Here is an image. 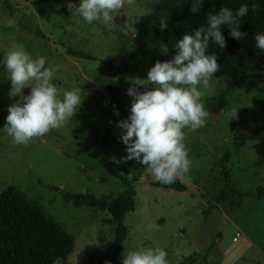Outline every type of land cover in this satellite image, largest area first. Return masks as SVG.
I'll list each match as a JSON object with an SVG mask.
<instances>
[{
	"label": "rangeland",
	"instance_id": "1",
	"mask_svg": "<svg viewBox=\"0 0 264 264\" xmlns=\"http://www.w3.org/2000/svg\"><path fill=\"white\" fill-rule=\"evenodd\" d=\"M79 2L0 0V191L15 185L38 198L44 212L74 236L71 253L53 264H96L115 227L109 212L65 203L60 189L116 197L124 188L121 171L138 178L135 209L124 218L128 233L118 257L121 264L124 252L156 246L167 251L169 264H264V198L256 197L257 187L264 188V71L255 70L243 80L250 88L231 92L212 77L203 98L210 114L206 125L196 132L185 130L192 165L179 178L187 189L154 186L145 167L135 160L116 164L113 157L127 154L116 138L121 132L117 122L130 115V78L144 79L157 60L171 59L161 40L135 28L156 3L135 0L109 31L99 22H84L76 12ZM14 45H23L33 58H46V66L56 70L52 82L61 95L80 89L84 98L65 127L27 147L13 145L3 130L8 107L17 99L8 95L11 82L2 65ZM121 46L133 67L118 81L121 109L116 115L108 85L119 77ZM30 91L25 88L24 95ZM234 109L237 117L230 119ZM224 171L232 191L216 202L227 184Z\"/></svg>",
	"mask_w": 264,
	"mask_h": 264
},
{
	"label": "clouds",
	"instance_id": "2",
	"mask_svg": "<svg viewBox=\"0 0 264 264\" xmlns=\"http://www.w3.org/2000/svg\"><path fill=\"white\" fill-rule=\"evenodd\" d=\"M159 0H153V3ZM205 0H192L190 11L198 12ZM135 0H80L76 12L88 24L99 22L107 30L114 29L116 16L134 6ZM249 5L243 4L235 12L223 7L207 15L206 25L188 33L177 41L175 55L165 61L157 60L144 79L130 78L132 86L127 94L133 97L129 117L117 122L120 139L126 146V155L116 159V164L135 160L145 167L162 184H172L186 176L192 161L185 141L188 132H196L206 125L209 112L204 104L206 90L212 77L220 70L217 56L208 54L210 43L221 49L226 40L221 29H230L229 35L237 40L247 33L240 30ZM251 11L257 12L253 3ZM168 27L161 19L160 29ZM256 46L264 51V33L254 36ZM167 53L166 45H161ZM4 73L11 82L8 95L15 99L8 107L3 130L13 145L29 146L53 130L65 127L78 113L82 101L80 89L64 91L61 95L52 82L55 69L46 66V58H33L23 45H14L3 59ZM152 87L140 92V86ZM30 87L28 95L23 90ZM115 114L119 115L118 110ZM237 117V109L230 119ZM111 123V121H109ZM120 176L131 181L132 172ZM149 225L148 228H154ZM167 251L159 246L128 250L122 254V264H169Z\"/></svg>",
	"mask_w": 264,
	"mask_h": 264
},
{
	"label": "trees",
	"instance_id": "3",
	"mask_svg": "<svg viewBox=\"0 0 264 264\" xmlns=\"http://www.w3.org/2000/svg\"><path fill=\"white\" fill-rule=\"evenodd\" d=\"M253 3L258 5L257 12L251 11ZM243 4L249 5L250 9L240 27L247 35L240 40L234 39L229 35L230 29L224 27L221 31L226 40V47L221 49L218 45L210 43L207 52L217 56L221 67L213 77L226 83V92H231L236 87L250 88L249 85L242 84L243 80L255 70L264 71V51L256 46L254 38L255 34L264 33V0H205L200 10L195 13L190 11L192 0H159L153 11L139 17L135 28L138 32L153 34L161 40L172 58L176 52L177 41L185 34L194 33L201 25H206L207 15L214 14L223 7L235 12ZM161 19L166 20L168 25L163 31L160 29ZM69 53L78 54L71 49ZM118 59L122 64L119 77L112 81L108 88L112 92L116 109L120 111L118 81L133 67V63L125 56L123 46L119 47ZM120 135L116 141L126 150ZM224 175L227 184L225 189L215 196L216 202L226 198L232 191L227 171H224ZM122 182L124 188L116 197L96 196L89 191L60 189L65 203L97 208L111 215L115 225L114 235L96 264H121L118 257L128 233L124 218L127 212L135 209L134 196L138 178L133 177L131 181L122 178ZM152 184L176 191L187 189V185L180 178L172 184H162L156 180ZM256 197L264 198L262 186L257 187ZM73 247L74 236L59 221L44 212L38 198L28 197L15 185H8L0 191V264H53L57 259L69 255ZM190 257H186L184 262Z\"/></svg>",
	"mask_w": 264,
	"mask_h": 264
},
{
	"label": "water",
	"instance_id": "4",
	"mask_svg": "<svg viewBox=\"0 0 264 264\" xmlns=\"http://www.w3.org/2000/svg\"><path fill=\"white\" fill-rule=\"evenodd\" d=\"M55 189L57 190V189H59V187H55Z\"/></svg>",
	"mask_w": 264,
	"mask_h": 264
},
{
	"label": "built area",
	"instance_id": "5",
	"mask_svg": "<svg viewBox=\"0 0 264 264\" xmlns=\"http://www.w3.org/2000/svg\"><path fill=\"white\" fill-rule=\"evenodd\" d=\"M237 235H238V233H237Z\"/></svg>",
	"mask_w": 264,
	"mask_h": 264
}]
</instances>
